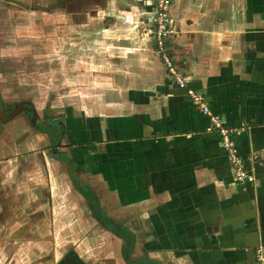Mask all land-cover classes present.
I'll return each mask as SVG.
<instances>
[{"label": "crops", "instance_id": "obj_1", "mask_svg": "<svg viewBox=\"0 0 264 264\" xmlns=\"http://www.w3.org/2000/svg\"><path fill=\"white\" fill-rule=\"evenodd\" d=\"M88 1L72 52L34 84L47 127L0 134V264H255L264 0H170L166 47L184 88L154 50L153 0ZM186 89L235 130L250 180H233Z\"/></svg>", "mask_w": 264, "mask_h": 264}, {"label": "rangeland", "instance_id": "obj_2", "mask_svg": "<svg viewBox=\"0 0 264 264\" xmlns=\"http://www.w3.org/2000/svg\"><path fill=\"white\" fill-rule=\"evenodd\" d=\"M88 2V0H0L1 135L14 136L18 128L29 132L34 128L37 130L43 126L47 127L45 123L48 119L42 117L46 115V111L40 106L43 102L42 99H37L34 84L38 85L40 74L45 70L56 71L58 50L72 52L73 36L77 35V29L74 28V14L77 12L74 9L79 3L86 6ZM87 13L79 12L77 15ZM62 23L65 24L63 33ZM89 33V29L84 30V34ZM63 38L65 44H62ZM154 50L157 53L156 48ZM157 54L160 58L159 53ZM54 92L56 94V91ZM33 98L38 102L33 101ZM31 104L43 122L39 123V119L36 118L38 124H31L36 114L34 113L33 117L32 113H25L22 109L17 119L18 124L15 123V127H11L14 125H9L12 121L10 117L14 115L13 111L20 106L32 110ZM125 237L128 242V237Z\"/></svg>", "mask_w": 264, "mask_h": 264}, {"label": "built area", "instance_id": "obj_3", "mask_svg": "<svg viewBox=\"0 0 264 264\" xmlns=\"http://www.w3.org/2000/svg\"><path fill=\"white\" fill-rule=\"evenodd\" d=\"M153 13L151 17L152 35L157 53L160 55L162 65L167 74L171 77L174 84L179 88H184L185 82L181 73H179L168 53H167V38L172 33V16L170 13L169 0H153ZM186 96L189 98L193 106L205 115L210 126L217 132L219 144L225 153L229 165L232 168V177L236 183L244 180H250L248 172L244 168L243 160L237 153V146L234 140L235 130L225 125L224 120L217 114H213L207 104L204 103L201 94L194 92L191 89H186ZM255 264H264V246L257 247L254 252Z\"/></svg>", "mask_w": 264, "mask_h": 264}, {"label": "flooded vegetation", "instance_id": "obj_4", "mask_svg": "<svg viewBox=\"0 0 264 264\" xmlns=\"http://www.w3.org/2000/svg\"><path fill=\"white\" fill-rule=\"evenodd\" d=\"M25 103H26V102H25ZM20 107H23V106H20ZM20 107H19V108H20ZM17 109H18V108H17ZM17 109H15L14 111H16ZM24 110H25V108H24ZM26 110H27V108H26ZM14 111H13V112H14ZM21 111H22V110H21ZM23 112H24V111H23Z\"/></svg>", "mask_w": 264, "mask_h": 264}]
</instances>
